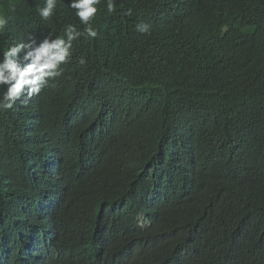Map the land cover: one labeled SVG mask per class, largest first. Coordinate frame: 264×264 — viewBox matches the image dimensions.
<instances>
[{"label":"trees","instance_id":"trees-1","mask_svg":"<svg viewBox=\"0 0 264 264\" xmlns=\"http://www.w3.org/2000/svg\"><path fill=\"white\" fill-rule=\"evenodd\" d=\"M71 3L0 0L1 63L81 33L0 109V264H264V0Z\"/></svg>","mask_w":264,"mask_h":264},{"label":"clouds","instance_id":"clouds-1","mask_svg":"<svg viewBox=\"0 0 264 264\" xmlns=\"http://www.w3.org/2000/svg\"><path fill=\"white\" fill-rule=\"evenodd\" d=\"M98 2L99 0H72L71 7L76 10V14L81 22L87 24L96 14L97 8L94 5ZM54 7L55 0H46L45 6L38 9L40 16L42 18H48L52 14ZM107 9L109 13L114 11V0H108ZM6 23V18L0 16V31L3 30ZM138 30L146 32L148 28L146 25L138 26ZM65 35L67 38L66 40L63 38H57L53 42H48L46 40L40 47L29 51L25 56V60L30 59L31 62L25 65L23 64V59L18 58V53H20L22 48L28 46L20 44L4 52V60L0 63V85H8V87L2 94L3 98L0 100V109L12 108L15 101L19 99L25 89H27V95L30 98L31 95L40 90L39 87L33 88L30 87V85L39 83L40 86H44L47 84V78L58 75L56 69L69 58V47L71 42L73 39L80 36L81 33L75 31L72 26H69L66 29ZM96 35V31L89 26L87 28V36L89 38H94ZM80 62L84 63L83 60ZM24 103H27V101H24ZM225 121L227 122V127L223 125L219 126L223 129L233 127L231 122L226 119ZM257 127L264 131V112ZM46 172L47 169H45V173ZM198 174L207 180L202 173L197 170L195 175H192L191 172L188 173L186 176L187 181H189L190 178H196ZM167 180L170 182L169 178H167ZM159 182L162 183L164 181Z\"/></svg>","mask_w":264,"mask_h":264},{"label":"rangeland","instance_id":"rangeland-1","mask_svg":"<svg viewBox=\"0 0 264 264\" xmlns=\"http://www.w3.org/2000/svg\"><path fill=\"white\" fill-rule=\"evenodd\" d=\"M1 32V31H0ZM0 63H1V60H0Z\"/></svg>","mask_w":264,"mask_h":264}]
</instances>
